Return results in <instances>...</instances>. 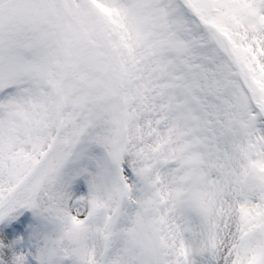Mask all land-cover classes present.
<instances>
[{
    "label": "snow or ice",
    "instance_id": "1",
    "mask_svg": "<svg viewBox=\"0 0 264 264\" xmlns=\"http://www.w3.org/2000/svg\"><path fill=\"white\" fill-rule=\"evenodd\" d=\"M0 264H264V0H0Z\"/></svg>",
    "mask_w": 264,
    "mask_h": 264
}]
</instances>
